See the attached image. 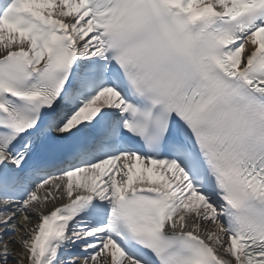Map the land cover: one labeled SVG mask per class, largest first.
Listing matches in <instances>:
<instances>
[{
    "label": "snow or ice",
    "instance_id": "snow-or-ice-1",
    "mask_svg": "<svg viewBox=\"0 0 264 264\" xmlns=\"http://www.w3.org/2000/svg\"><path fill=\"white\" fill-rule=\"evenodd\" d=\"M17 255L264 264V0H0Z\"/></svg>",
    "mask_w": 264,
    "mask_h": 264
},
{
    "label": "bare ground",
    "instance_id": "bare-ground-1",
    "mask_svg": "<svg viewBox=\"0 0 264 264\" xmlns=\"http://www.w3.org/2000/svg\"><path fill=\"white\" fill-rule=\"evenodd\" d=\"M36 222H35V220L33 221V224H35ZM12 247L15 249V250H17V251H19L20 250V247H19V245H12ZM17 260H20V256H16V259L15 260H12L11 262H10V264H16V261ZM23 264H27V260L26 259H24V262H23Z\"/></svg>",
    "mask_w": 264,
    "mask_h": 264
}]
</instances>
